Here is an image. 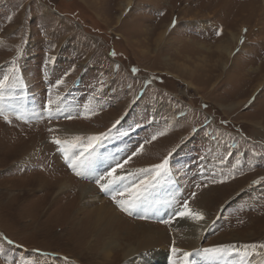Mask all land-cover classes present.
I'll return each instance as SVG.
<instances>
[{
  "label": "rangeland",
  "instance_id": "1",
  "mask_svg": "<svg viewBox=\"0 0 264 264\" xmlns=\"http://www.w3.org/2000/svg\"><path fill=\"white\" fill-rule=\"evenodd\" d=\"M94 1L0 0V79L19 76L0 98V264L102 262L61 237L60 222L86 201L77 183L93 187L84 215L107 202L128 227L148 223L166 235L165 256L152 264H183L171 248H185L184 218L173 215L185 201L210 212L187 250L192 264H264V0ZM178 62L202 71L196 88ZM109 130L93 156L98 169L74 171L69 158ZM129 157L116 173L128 181L169 163L147 199L125 212L96 177ZM65 178L72 189L58 196ZM103 225L95 234L107 233ZM217 246L228 251L197 255Z\"/></svg>",
  "mask_w": 264,
  "mask_h": 264
},
{
  "label": "bare ground",
  "instance_id": "2",
  "mask_svg": "<svg viewBox=\"0 0 264 264\" xmlns=\"http://www.w3.org/2000/svg\"><path fill=\"white\" fill-rule=\"evenodd\" d=\"M91 2L95 6L98 3L94 0H91ZM131 3H132V0H128L127 3L124 4L125 6L124 8H128L129 5H131ZM163 33L165 32L160 33V36L159 38H157L156 42H161L163 40ZM229 37L232 40L237 39L236 36L232 33H230ZM196 49H205V48L196 47ZM230 56H231V53H230ZM174 65L177 71L182 72L183 74L187 75V77H191L190 79L192 81L191 83H189V85H191L192 87L194 86V88H196L195 85H193V77L198 78L197 74H199L200 72L202 73V71L198 70L197 68L195 70L190 69L184 63L178 62V63H175ZM206 76L208 77V75ZM198 84L201 85L199 82ZM110 117L111 116H107V118H110ZM261 128H264V127H261ZM80 134L81 136L86 134V138H87V136L97 134V133H94L93 131H86V132L81 131ZM32 150H35V149H32ZM25 153L26 154L29 153L28 155L32 154L31 150ZM89 164H91V170L98 169V165H96L95 162L91 161V163ZM88 169L90 170V168ZM91 173L94 174L93 171H91ZM72 183L73 182L68 181V179L66 180V178L62 179L56 186L57 188L56 195L59 196L60 194L65 193L68 190L72 189ZM77 185H78V187H76L77 196H78V192H81L83 196V200L86 199V201L80 200L79 202V200H76L77 206H75V208L71 211V215L69 219H67L66 221H64L65 219L63 220L59 219V220H62L60 224H63L65 227L64 228L65 231H63V233L61 234L62 240L65 239L66 237H69L71 240V242L69 240L70 244H72L77 249L81 250L82 252L85 246L90 247L91 250L89 253H94L96 255L102 256L101 257L102 262L104 263L101 262L99 264H152L154 260H158L161 254L165 256V253L162 249L165 248L166 245H169L170 242L163 232L162 234L160 233L161 235L157 234L154 231V226L152 224L142 223V222H131L133 224V227H128L127 224L126 225L124 224L123 220L117 218V215L119 213H115L116 209L114 207L112 208L110 207V209L106 207L110 204V203L107 204V202H101V204L96 209L98 210L97 214L95 213L94 215L91 213L88 215L86 214L84 215L85 212H88L87 210V207H89L88 205L94 203V202H87L89 201V194L92 193L91 191H93L92 190L93 187L90 185L79 184V183H77ZM223 190L224 188L222 189V191ZM211 204L212 202L208 203L209 209L211 207ZM193 211L203 213L204 219L197 222L190 218H186V220L184 218V222H185V235L184 236H186L185 237L186 240L182 244V247L183 248L185 247L184 250H182L183 252L185 251L188 252L187 250L189 248L191 250L192 245H196V246L198 245V242H200L199 240L201 236L203 235L206 228L209 226V222H210L209 221L210 212L207 213L206 212L207 209L204 208L203 205H201L198 209L193 210ZM81 216L87 217L86 219L88 221L85 222V224H80ZM107 216L109 218L105 219ZM104 219L107 220L108 222L107 221L104 222ZM104 223H106L107 225V229H106L107 233L105 232L106 234L101 235V236H99V234L98 235L95 234L96 232L95 229H98L99 227H103ZM117 236L120 237V240H121L120 242L116 240ZM115 247L117 251L116 249H114L116 252L113 253L112 250ZM147 250H152L153 255L146 262L143 256V253ZM182 251L180 253L183 254ZM183 258L185 257L183 256Z\"/></svg>",
  "mask_w": 264,
  "mask_h": 264
},
{
  "label": "snow or ice",
  "instance_id": "3",
  "mask_svg": "<svg viewBox=\"0 0 264 264\" xmlns=\"http://www.w3.org/2000/svg\"><path fill=\"white\" fill-rule=\"evenodd\" d=\"M173 24H175V21H173ZM114 54L115 53H113V55ZM16 71L18 70H14V74L11 76V79L9 75H4L3 79H0V98H3V93L5 92V90L13 87L16 83H18L19 76L15 74ZM133 71H136V69H133ZM62 83V79L57 81V84ZM47 103L49 105L48 111L51 112V105L53 101L48 100ZM0 114H2V110H0ZM68 118L71 119V117ZM5 119L7 120V117H5ZM116 123L119 124L120 122L117 121ZM115 127L116 125H113V128ZM110 133L111 130H109L108 133H101L99 136L88 137L87 144L82 147V150L79 151L78 154L74 153L73 157L69 158L70 167H72L75 171L77 168H82L85 165L91 163L97 148L100 147V145L110 135ZM155 138L156 137H153V139ZM77 139L80 138L78 137ZM53 142L57 145L61 144V141L59 139H56ZM133 155H135V153ZM130 159L131 157L125 159L123 162L116 161L114 165H110L104 172L96 177V183L99 184V186L103 190H110L112 192L113 200L117 203L121 210L125 212H130L131 209L137 208L147 199L150 193V189L155 187V185L159 182V178L167 171V166L169 163L168 159L166 158L161 164L154 165L151 170L142 169L141 171L145 173L144 178L128 181L126 176L117 175L116 173L117 169H123L125 164H127L128 160ZM101 181L105 182L101 183ZM193 196H195V193H193ZM117 197H121V199H117ZM173 215L174 217L190 218L197 222L204 219L203 213L195 212L190 209L187 201H185L181 205L179 210L176 211ZM161 222L169 224L171 223V218L169 220H163ZM9 243H11V241H9ZM174 243L175 242H173V244ZM246 247L255 248L256 246L251 245ZM260 247L264 248V244H261ZM227 251L228 249L222 246H217L204 248L198 251L197 255L202 256L205 260H215L217 259V257L223 256ZM179 252H181V249L175 246L171 248V253L173 254V256H175V254ZM152 255V250H147L143 253L146 262ZM191 255L192 253L190 252H183V256L185 257L183 264H192V262L188 259L189 257H191ZM169 264H176V261L174 259H170Z\"/></svg>",
  "mask_w": 264,
  "mask_h": 264
}]
</instances>
